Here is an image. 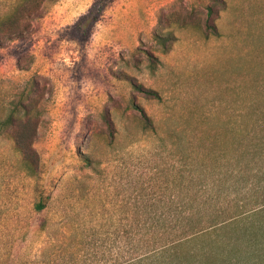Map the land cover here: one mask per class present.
I'll list each match as a JSON object with an SVG mask.
<instances>
[{"label":"rangeland","instance_id":"rangeland-1","mask_svg":"<svg viewBox=\"0 0 264 264\" xmlns=\"http://www.w3.org/2000/svg\"><path fill=\"white\" fill-rule=\"evenodd\" d=\"M35 14L0 42V264H231L171 242L180 218L264 206V0H57ZM29 101L34 177L1 126ZM261 237L232 264H264Z\"/></svg>","mask_w":264,"mask_h":264},{"label":"trees","instance_id":"trees-1","mask_svg":"<svg viewBox=\"0 0 264 264\" xmlns=\"http://www.w3.org/2000/svg\"><path fill=\"white\" fill-rule=\"evenodd\" d=\"M47 1L57 0H17L0 17V42L14 41L22 38L30 29V25L27 23L23 27H20L22 16L25 15V18L28 17L27 19L37 18L36 11ZM93 12L94 10L90 14ZM211 14L212 10L209 9L208 15ZM147 94H151V91H147ZM35 108L36 106L33 101H29L26 104L19 103L12 108L6 120L1 123L2 129L9 134L10 139L13 141L15 151L20 155L25 173L30 177L35 176L38 164V158L33 149L37 130L36 117L33 113ZM142 116L147 123V128L153 129L149 118L144 114ZM44 207V204L41 202L36 205L38 211H42ZM262 207L264 206L256 205L254 209H246L238 213L228 214L223 218L208 219L198 214L196 216L191 215L180 218V220L185 221L188 228L182 233V236L174 238L171 244L190 243L195 237L202 234L205 235V233H208L207 235L211 238L209 240L213 241L212 244L214 243L213 245L215 246H225L230 241L236 242L239 245L242 244V241L247 243L252 239L254 241L257 233L264 235V215L256 219V214H252L251 211L255 213L260 211V209H264ZM176 220L179 221L178 219ZM194 221H197L196 227ZM157 223L162 222L159 220ZM50 225V219L44 218L42 221L37 222L36 230L46 232ZM211 235H213L214 239H212Z\"/></svg>","mask_w":264,"mask_h":264},{"label":"crops","instance_id":"crops-1","mask_svg":"<svg viewBox=\"0 0 264 264\" xmlns=\"http://www.w3.org/2000/svg\"><path fill=\"white\" fill-rule=\"evenodd\" d=\"M261 236H263V234H261V233H257V235H256V239H255V241L256 240H260V238H262ZM203 236H199V238H198V236H197V238L195 237L194 239H199L200 241L199 242H206V245H207V247L205 248V249H207L208 250V253L210 254V256L213 258V256H215V255H223V256H226V258L229 260V263H234V260H235V257L237 256V255H240V253H243V252H248V247H246V246H248L250 243L248 242H243L242 241V244H238V243H233V241L231 242H229V244H227V245H225V246H215V245H213L212 244V242L209 240V239H211L208 235H207V237L204 235V237H206V238H202ZM194 239H193V241H194ZM212 239H214L213 237H212Z\"/></svg>","mask_w":264,"mask_h":264}]
</instances>
